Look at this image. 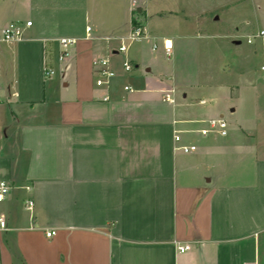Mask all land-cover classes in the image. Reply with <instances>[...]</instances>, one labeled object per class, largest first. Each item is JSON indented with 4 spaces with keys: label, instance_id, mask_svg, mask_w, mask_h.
I'll return each instance as SVG.
<instances>
[{
    "label": "crops",
    "instance_id": "crops-1",
    "mask_svg": "<svg viewBox=\"0 0 264 264\" xmlns=\"http://www.w3.org/2000/svg\"><path fill=\"white\" fill-rule=\"evenodd\" d=\"M1 5L0 36L23 23L19 39L0 41V180L10 185L1 264H264V157L202 135L209 109L179 111L169 72L148 66L145 51L121 72L101 27L67 17L66 5ZM151 37L177 59L195 41ZM61 38L76 39L63 62ZM98 58L115 73L105 86ZM227 85L213 97L228 100L238 86ZM189 143L196 150L180 149Z\"/></svg>",
    "mask_w": 264,
    "mask_h": 264
},
{
    "label": "rangeland",
    "instance_id": "rangeland-1",
    "mask_svg": "<svg viewBox=\"0 0 264 264\" xmlns=\"http://www.w3.org/2000/svg\"><path fill=\"white\" fill-rule=\"evenodd\" d=\"M1 1L0 18L4 16ZM43 2L66 5L65 10L69 12L67 17H77L85 26L90 25L94 29L100 26L102 33L110 38L109 56L121 72H126L123 68L126 60L133 65L130 73L136 71L133 57L138 51H145L150 63L148 66H153L154 70L160 67L169 72L167 79L174 86L176 105H188L184 104V108L181 106L179 111L209 109L213 117L218 119V111L221 110L225 114L228 134L221 138L219 133H213L228 142L234 156L240 152L264 157V71L260 68L264 62V38L256 36L264 30V0ZM138 7H143L147 16L142 8L138 11ZM131 19L136 20L135 26L146 27L149 38L128 39L134 27ZM177 33L195 36V41L193 44L188 41L189 47L183 46V53L178 59L175 56L168 59L164 55V40L151 35L170 36ZM248 38L252 41L248 42ZM121 44L127 46V51L119 50ZM154 44L156 49H153ZM227 84L239 88H234L228 100L213 97L211 93H217ZM184 92L188 93L186 99L183 98ZM204 99L206 104L201 105L200 100ZM204 126L208 127V123ZM246 130L256 132L255 137L251 136L253 141L247 139L243 132ZM199 134L192 136L195 139Z\"/></svg>",
    "mask_w": 264,
    "mask_h": 264
},
{
    "label": "built area",
    "instance_id": "built-area-1",
    "mask_svg": "<svg viewBox=\"0 0 264 264\" xmlns=\"http://www.w3.org/2000/svg\"><path fill=\"white\" fill-rule=\"evenodd\" d=\"M22 25L23 23L21 22H10L6 26L3 27L1 30V36H0V41H11L15 39H19L21 31H22ZM26 26H31L32 21H26L25 22ZM90 30V28H88ZM257 37H263L264 38V30H261L257 35ZM146 39L149 38V34L147 33V30L145 27L140 26V25H134L132 33L129 35L128 39L130 40H140V39ZM248 42H251V38H248ZM60 44L63 46V49L60 51L58 55V60L60 62H63L68 56H69V47L76 44V39L74 38H61L60 39ZM168 40L164 41L163 45V50L165 52L166 57L171 58L173 55V46L172 44H168ZM157 46L154 44L153 49H156ZM121 52L127 51V46L124 44L120 45ZM93 65L95 67V74H96V85L98 86H105L109 84L110 79L115 75L113 69L110 66V61L107 58H98L94 60ZM123 68L126 72H131L133 70V65L131 64L130 61H124L123 63ZM261 70L264 71V62L261 65ZM45 74L50 76L54 74V70L51 68H46L45 69ZM126 89H130L129 86L126 87ZM106 100L107 97H104ZM167 100H172L170 99L169 95L166 96ZM208 127L203 128L199 130V132L202 135H207L210 132H216L219 133L220 135L225 136L227 134V122L224 120V118H213L208 120ZM176 141H180L181 137L180 135L175 136ZM196 145H182L180 149L184 151L185 153L192 152L196 150ZM10 192V185L4 181L0 180V203L5 201L6 197L8 196ZM33 202L29 201L28 207L32 208ZM7 230V222L4 219L2 215H0V234L3 233L4 231ZM53 234H55L54 231H48L46 233L47 237H51ZM189 246H180L179 250L181 252H184L188 250ZM1 264V263H0Z\"/></svg>",
    "mask_w": 264,
    "mask_h": 264
},
{
    "label": "trees",
    "instance_id": "trees-1",
    "mask_svg": "<svg viewBox=\"0 0 264 264\" xmlns=\"http://www.w3.org/2000/svg\"><path fill=\"white\" fill-rule=\"evenodd\" d=\"M137 24L136 20H132V25Z\"/></svg>",
    "mask_w": 264,
    "mask_h": 264
},
{
    "label": "water",
    "instance_id": "water-1",
    "mask_svg": "<svg viewBox=\"0 0 264 264\" xmlns=\"http://www.w3.org/2000/svg\"><path fill=\"white\" fill-rule=\"evenodd\" d=\"M138 11H141V8L140 7H138Z\"/></svg>",
    "mask_w": 264,
    "mask_h": 264
},
{
    "label": "bare ground",
    "instance_id": "bare-ground-1",
    "mask_svg": "<svg viewBox=\"0 0 264 264\" xmlns=\"http://www.w3.org/2000/svg\"><path fill=\"white\" fill-rule=\"evenodd\" d=\"M169 44V43H168Z\"/></svg>",
    "mask_w": 264,
    "mask_h": 264
}]
</instances>
